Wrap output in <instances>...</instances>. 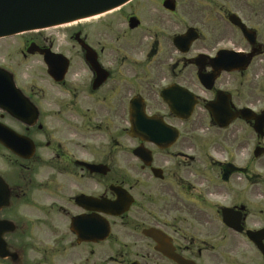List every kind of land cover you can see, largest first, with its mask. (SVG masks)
Wrapping results in <instances>:
<instances>
[{"label": "flooded vegetation", "instance_id": "af4514ba", "mask_svg": "<svg viewBox=\"0 0 264 264\" xmlns=\"http://www.w3.org/2000/svg\"><path fill=\"white\" fill-rule=\"evenodd\" d=\"M0 68V264H264V0H131Z\"/></svg>", "mask_w": 264, "mask_h": 264}, {"label": "water", "instance_id": "95a60500", "mask_svg": "<svg viewBox=\"0 0 264 264\" xmlns=\"http://www.w3.org/2000/svg\"><path fill=\"white\" fill-rule=\"evenodd\" d=\"M128 0H0V35L73 21ZM254 239H256L254 237Z\"/></svg>", "mask_w": 264, "mask_h": 264}, {"label": "rangeland", "instance_id": "374dc122", "mask_svg": "<svg viewBox=\"0 0 264 264\" xmlns=\"http://www.w3.org/2000/svg\"><path fill=\"white\" fill-rule=\"evenodd\" d=\"M13 43V42H12Z\"/></svg>", "mask_w": 264, "mask_h": 264}]
</instances>
